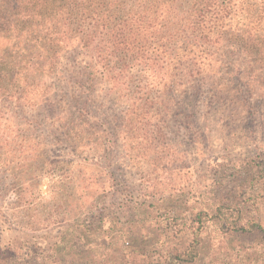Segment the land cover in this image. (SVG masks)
Here are the masks:
<instances>
[{
  "label": "trees",
  "instance_id": "1",
  "mask_svg": "<svg viewBox=\"0 0 264 264\" xmlns=\"http://www.w3.org/2000/svg\"><path fill=\"white\" fill-rule=\"evenodd\" d=\"M214 68L264 90V0H0V143L7 101L19 113L41 105L80 141L99 86L131 101L129 121ZM237 167H221L223 195L150 201L154 240H137L126 264H264V156Z\"/></svg>",
  "mask_w": 264,
  "mask_h": 264
},
{
  "label": "rangeland",
  "instance_id": "2",
  "mask_svg": "<svg viewBox=\"0 0 264 264\" xmlns=\"http://www.w3.org/2000/svg\"><path fill=\"white\" fill-rule=\"evenodd\" d=\"M204 75L199 86L155 93L156 107L129 121L121 108L131 101L99 86L80 141L41 105L19 113L2 99L0 264H126L137 240H154L150 201L184 192L192 203L215 186L223 195L222 169L264 156V90L218 68Z\"/></svg>",
  "mask_w": 264,
  "mask_h": 264
}]
</instances>
